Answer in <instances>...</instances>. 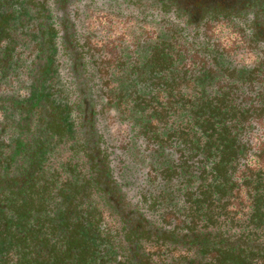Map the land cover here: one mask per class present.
Wrapping results in <instances>:
<instances>
[{
	"label": "flooded vegetation",
	"instance_id": "flooded-vegetation-1",
	"mask_svg": "<svg viewBox=\"0 0 264 264\" xmlns=\"http://www.w3.org/2000/svg\"><path fill=\"white\" fill-rule=\"evenodd\" d=\"M0 264H264V0H0Z\"/></svg>",
	"mask_w": 264,
	"mask_h": 264
}]
</instances>
